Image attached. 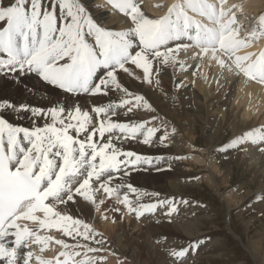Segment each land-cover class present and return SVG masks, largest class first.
Returning <instances> with one entry per match:
<instances>
[{"label": "bare ground", "instance_id": "obj_1", "mask_svg": "<svg viewBox=\"0 0 264 264\" xmlns=\"http://www.w3.org/2000/svg\"><path fill=\"white\" fill-rule=\"evenodd\" d=\"M4 1L0 0L2 6L5 5L3 4ZM24 1L29 2V0H22V2ZM101 1L103 0H74L71 3L82 5L86 9V19L103 31L101 38L104 39L102 36L106 34L113 43L121 44L124 47L125 54L128 56L138 54L136 60L129 64L124 71L128 70L129 72L130 69L135 68L137 73L141 74L142 80H133L130 76L123 75L122 71L115 72L113 76H106L103 79L105 91L102 95H82L84 98L78 97L79 95L76 94L69 95L55 90V88L44 84L28 72H18L28 76V87L32 90L35 88L34 96L39 97L34 98L41 102L45 109L50 105L56 106L54 114L57 117L55 123H50L47 121L38 122L33 119V116H29V118L33 119L30 126L18 122V124L11 122V125L8 122L0 125V128L5 132L8 126L15 130L40 131L43 135L41 144L45 146L48 143L49 147L47 150L52 148L56 154L61 150L56 147L55 141L49 139V137H52L49 130L57 124L68 125L64 118L71 119L74 116L76 119H80L83 117V113L94 117L93 107L96 105H104L103 117H105L106 122L134 124L137 122L138 126L136 128H128L129 138L122 137L123 142L121 143L118 142L117 138H113V141L110 142L108 137L103 140L96 139V141L91 143V146H109V152L116 155L115 159L119 162L121 160L124 161L123 169L119 172L105 173L100 181H95L90 189L74 193L70 202L64 203V205H60L58 202L56 215L51 217L44 216L43 226L36 227L35 230H42V233L51 240V236H47L46 229L48 224L45 222L58 223V226L53 224L56 227L55 236L57 237L61 234L65 236L61 235L60 241L63 240L69 245L76 242L79 248H83V245L87 248H92L95 253L94 256H99L102 264H108L105 259L111 258V260H114L117 255L121 257L127 256L130 260L128 264H161L162 259H160L158 253L148 254L142 245L135 246L140 232L143 231L145 242L149 243L154 251H159V246H161L164 250L169 249V255L180 251L183 252L184 256L178 257L179 260H171L173 264H197L206 249L200 254L196 252L197 246L190 241V238L197 237L196 234L200 233V230L191 226V224L188 225V221L190 223L193 220L200 221L204 216L203 210L205 208L192 203L194 201L189 203L187 198H176L173 193L168 192V189L173 188L177 192H186V189L197 188L201 184L199 182H191L192 178H186V180L182 177L175 178V173H181L178 172L177 166L182 165H172V162L174 159L184 158L185 156L188 159L187 157L191 156L189 154L193 153L195 147L206 146L204 147V151L208 155L206 158L211 160V163H214L210 167L212 172L215 173L217 169H220L223 173L222 183L224 184V189H229L232 186V181L236 179L235 176L239 180L240 172L244 174L243 180L241 178V183L237 185L236 189L234 188L233 193H238L237 195H240V197L247 198L246 203L248 202L250 207L245 209L240 206L238 211L240 214L238 215L245 219H250L247 224L249 225V222H251L252 227L256 225L255 217H258L262 221L261 229L264 232V84L258 85L249 80L246 77V70L242 72L241 69L233 65H225V58L222 52L217 49L209 52L189 47L173 53L166 52L162 57L152 55L151 51H148V53L146 51L140 52L141 45L137 38L121 37L119 32L133 31L135 24L143 26L149 24V22H158L161 16L159 17L155 14H158L159 9L155 10L153 8L152 0H134V4L140 3L141 5L137 13L132 18H128L126 15L115 11L116 7L112 4L114 0H105L104 3ZM205 1L209 4L216 2L215 0L170 1L168 13L172 12L173 17L169 21L176 23L179 27L181 21L185 22L188 20L187 12L196 11L197 6ZM241 1L245 2V7L248 11L250 10L249 7L257 2V0H222V7L229 10L231 7L229 3H236L242 7ZM40 4L47 7L44 1H40ZM32 7L34 10V6ZM23 9L30 11L27 13H31V9L27 6H24V8L22 6L14 11L18 10L21 12ZM72 17H75V12L69 16V18ZM62 18L63 13L60 11L59 17L53 19V24H49L50 27L53 28L55 26L61 29L66 23H73V21L67 22V19L65 22ZM4 24L0 25V29ZM262 25H264L263 22ZM46 26L48 27V25ZM164 26H169L168 22ZM150 28L153 27L150 25L145 26L142 27V30L149 31ZM155 30L152 29V32H155ZM260 30L262 29L260 28ZM97 32H94L96 35L94 39L98 44L100 46L107 44L105 39L102 42L101 40L98 41L100 32L98 30ZM232 33L235 36L241 35L242 37L244 35L237 30L236 33ZM250 35L255 36L254 33ZM67 38V47L79 53L64 57L67 65L70 62L73 63L77 57L81 58L86 53H97L99 51L95 46L82 43L83 37L78 33L75 25L70 28ZM255 39L260 40V38ZM168 45V39L163 38V43L157 50H164ZM147 47H150L148 43ZM92 57L94 64V56ZM239 58L241 56L238 54L231 56L230 63H236ZM106 73V71L103 72V74ZM20 80H23V78H20ZM186 83L195 85V88L192 89V87L185 86ZM46 91L51 92L46 93ZM131 91L135 92V94L131 95ZM42 93L44 95H41ZM193 107H197V109L194 110ZM62 109L66 110L64 114L60 113ZM48 112L53 114L54 111L48 110ZM92 122L95 125L94 119ZM91 131L87 130L84 137ZM92 132L96 133V131ZM199 132L204 135L205 143L201 146L196 142ZM228 135L233 136V145H223L224 147H222L221 144L224 143V139ZM127 143L132 144L131 147L133 149L126 148ZM151 149L161 151L162 156L158 153L156 155L169 164L167 167H170V170L166 169L163 172L169 180L166 184H156V174H153L149 177L151 186L146 188L160 192L166 190V195L158 194L155 191L149 192L145 190L144 192L140 186L142 184L146 185L145 174H141L142 171L134 172L137 166L133 164L134 161L138 164V160L132 157L134 150L137 151L135 154L146 156L144 171H147L148 168L154 170L163 166L162 163L158 166H148L146 160L147 157L152 156L148 154ZM54 153H52L53 156L55 155ZM49 154L51 155V152ZM108 161L109 159L106 158L102 162L105 164ZM201 161L203 162L204 160L199 162ZM125 166H127L126 170ZM119 175L121 177L116 179ZM192 176L189 175L187 177ZM208 178L205 181H209L214 188L221 187L219 179L214 182L211 181L214 177L210 176ZM237 195L233 198L238 199ZM180 199L182 203L179 204ZM133 208L144 209L133 212ZM175 209L182 210L185 216L181 213L176 214ZM64 218L66 219L65 224ZM75 218H78L80 222H77ZM143 223H145L143 227L137 228ZM127 225H129L128 230H126ZM59 228L62 230L60 234L57 230ZM261 235L263 237V233ZM111 239L115 244V250L111 256L108 254L111 247L104 248L95 245L97 242L107 243ZM260 241H253V243L251 241L252 251L259 253L261 248L263 249ZM176 244L179 246L174 248ZM72 247L69 249L73 251L74 247ZM96 248L100 250L95 251L94 249ZM2 249L1 251L6 255V258L1 255L0 264H29L28 260L31 261L33 259V256H29L28 250L25 249H22L20 254L16 255L9 250ZM73 254L76 255L77 253L70 254V260L75 259ZM46 256L51 257L53 255L49 253ZM121 260L120 263L122 262ZM193 261L196 262L193 263ZM52 262V260L48 259L44 262L39 261V264ZM122 264H126L125 258Z\"/></svg>", "mask_w": 264, "mask_h": 264}, {"label": "rangeland", "instance_id": "obj_2", "mask_svg": "<svg viewBox=\"0 0 264 264\" xmlns=\"http://www.w3.org/2000/svg\"><path fill=\"white\" fill-rule=\"evenodd\" d=\"M14 1L15 0H5L3 3L5 5H3V7H2V5L0 4V7L2 9L5 7L4 10L10 9V8L16 10L18 8L14 6L15 4L11 3ZM31 1H36V6H34V10L31 9V13H27L30 11H26V9L21 10V12H19L18 10L17 11L13 10V11L9 12L7 17L5 18L4 22H2V20L0 19V22H2V23H0V25H3L5 23L1 29H3L5 27V25L7 24L6 22L12 16H14V17L19 16L18 18L19 19L21 18V20H25V16H27L28 18H33L34 20H36V22H38L40 24L41 30L44 34L49 32V35H51L53 38L59 40V42L57 44L63 45L62 49L64 51L66 49V52L68 53V55L66 57H68L71 54L75 53V51L72 50V48L69 49L66 45L67 39H68L67 37H68L69 32H70V28L72 27V25H75L78 33L83 37L82 38L83 44L95 46V47H97L98 50L100 49L101 46L94 39V36H96L95 33L97 32V30L100 32L99 36H98L99 37L98 41L101 40V42L104 41L106 36L103 34L102 37H104V39L101 38V34L103 31L100 30L96 25H94L93 23H91L90 21H88L86 19L87 18V16H85L86 9L82 5H79V4L75 5V4L71 3V2H74V0H69V1L68 0H56L55 2H54V0H51L49 5H48L49 0H31ZM31 1L24 3V5H26V6L29 5L31 7L32 6V3H30ZM40 1H44L45 4H47V7L42 6L40 4ZM170 1H175V0H157V1L153 0L152 3L155 5L156 8L154 7V5H153V7L156 10L159 9L158 15L165 13V10H166L165 8H169V6L171 4ZM101 2L104 3L105 0H103ZM9 4L12 6H10ZM19 4L21 5L22 1ZM241 4H242V7H240L236 3H231V7H230V9L235 8L236 11H239L241 13V16H242V25L238 28V32L246 33L247 31H251V29H253V30L256 29L257 32H259L261 34L264 33V25H262V22L264 24V0H257L255 5H252L249 7V9H250L249 11L245 7L244 1H241ZM51 5L53 7L49 8L48 6H51ZM30 7H28V8H30ZM60 11L63 13V18H62L63 21L65 20V22H66V19H67V22L73 21L74 24L72 22L70 24L66 23L65 26L61 29H59L55 26H53V28H51L49 24H53V19L59 17ZM5 12H7V11H3V10L0 11V15L4 14ZM74 12H75V17L69 18V16H71ZM147 12H148V10H147ZM258 21L260 23V28L262 30H260V28H259ZM170 24H172L173 27H178V25L176 23H173L171 21L168 22V25H170ZM248 24L250 25V27ZM44 25H48V27L45 28ZM131 33H133V31H130V32L129 31H122V32H119V35L121 37H132V38L135 37V38H137V36H133L135 34L131 35ZM97 34H98V32H97ZM250 34H252V33L248 34V32H247L244 35H250ZM254 35H255V38L262 39L261 35L259 37L256 34H254ZM151 54H152V51H151ZM152 55L159 56V55H157V51H154V54H152ZM88 57L93 62L92 55H88ZM127 71H122V72L120 71V72L123 75L126 74L128 77L130 76V78H132L133 80H135V79L138 81L142 80V77L140 76L141 74L137 73L135 68L130 69L129 72H127ZM7 75L5 76L7 79L0 75V87H1L0 88V118L6 119L7 121L12 122L13 124L22 123L23 125H27V126H30V123L33 121V119H35V121H38V122L47 121L50 123H55V120L57 117V115L55 116V114H54L56 112V106L54 107V106L50 105V106H47V108L45 109L44 106L41 104V102H39L37 99L34 98V97H39V96H34L35 88H33V90H32L28 87V76H25V74L22 75L20 73L7 74ZM20 78H23V80H20ZM8 80H9V82H8ZM2 85H4V86H2ZM185 86L192 87V89L195 88L194 87L195 85L193 86V84H191V83H186ZM13 89H14V91H12ZM55 90H58V89L55 87ZM47 92H51V91H46V93ZM134 94H135V92L131 91V95H134ZM41 95H44V94L42 93ZM78 97H84V96L79 95ZM69 102H71V101H69ZM94 107H98V108H101L103 110L105 108L104 105L103 106L96 105ZM193 109L196 110L197 107H193ZM48 110H53L54 111L53 114H50L48 112ZM65 111H66L65 109H62L60 111V113L64 114ZM40 112H41V114L38 115ZM10 113H11V116L9 117ZM78 115H80V114H78ZM29 116H33V119L29 118ZM46 116H48V117H46ZM64 120H66L68 125L57 124L56 126H60L63 128H68V127L72 128L74 123L80 119L75 118V120H72V118L71 119H65L64 118ZM7 121H0V125L8 123ZM145 122H143V123L145 125L149 126ZM1 123H3V124H1ZM106 123H107L108 127H112V130H110L109 132H112L113 134L109 133V135H106L105 137H108L110 142L113 141V138L114 139L117 138L119 143L123 142L122 137L129 138V135L127 132L128 128H136V126H138L137 122H136V124H134V123H123V122H120V123L106 122ZM52 126H54V125H52ZM56 126H54V127H56ZM122 126H123V130L121 131L120 128ZM93 127H95L94 124H93ZM10 128H12V127L8 126V128L6 129V132H8V130H10ZM88 130L96 131V133L99 135L96 128H88ZM197 136H198L197 141H196L197 144L200 146L204 145V143H205L204 142V135H202L201 132H199L197 134ZM133 139H134V137H133ZM233 140H234L233 136L231 137L230 135H228L225 137L224 143L221 144V146L224 147L226 145H233V142H234ZM126 141L128 142L127 139H126ZM198 141H200V142L198 143ZM131 146H132V144H130V143L126 144V148H128V149H133ZM221 146H220V148H222ZM204 147H206V146H201V148L195 147L193 149V153L189 154L191 156L188 155L189 156V157H187L188 159H186L185 158L186 156H185L184 158L174 159V161L172 162V165H174V164L175 165H182V166H177L178 172H181V173L180 174L175 173L174 174L175 178H179V177L181 178L182 177L185 180H186V178H192L193 180L191 182H194V183L199 182L201 184H199L197 188L186 189V192H177L173 188L168 189V187H167L168 192L173 193L176 198L177 197L187 198V201L189 203L194 201L192 203L198 204L201 207L203 206L202 208H205V210H203L204 211L203 212L204 213L203 218L205 221L203 220V218L200 220L202 222H200L199 220H197V221L193 220L190 223V221H188V225L191 224V226H194L200 230L199 231L200 233L196 234L197 237L190 238V241L194 242V245L197 246L196 252H198L200 254L201 252L204 251V249H206V252L202 253V255L200 256V259L197 261V264H200L201 262H202V264H264V232L261 229L262 221L259 220L258 217H255L254 221L256 222L255 223L256 225L252 227L251 222H249V225H248L247 221L250 219H247V218L245 219L243 217H240L238 215V214H240L238 211H239L240 206L244 207L245 209H249L250 204L248 202L246 203L247 198H243V196L240 197V195H237L238 193H233L234 190L236 189L237 185H239V183H241V178L243 180L244 174L242 172H240L239 173V180L237 179V176H235L236 179L234 181H232L233 182L232 186H230L229 189H224V187H223L224 184L222 183L223 182V179H222L223 173L221 172L220 169L216 170L217 173L212 172L210 167L213 166L214 163H211L210 162L211 160L206 158V157H208V155H207V152L204 151ZM136 152L137 151L134 150V153H132V157H135L138 160V164L135 167L134 172L142 171L141 174H145L144 178L147 179L146 185L144 186V184H142L140 187L143 188L144 192H145V190H147L149 192L155 191L158 194L166 195V193H165L166 190H164L163 192H160L157 190H148V188H146V187L151 186V182H150L149 177L153 174H156V177H155V179H156L155 183L156 184L157 183L166 184L167 181L169 180L166 178L165 174L163 173L164 171H166V169L170 170L169 169L170 167H167V165H169V164L166 163V161H163V159H161L158 155H156V153H158L159 155L162 156L161 151L156 150V149H151V151H148V154L152 155V156L147 157L146 163L148 164V166L149 167L158 166L160 163H162L163 166L160 168H156L154 170L148 168L147 171H144V162H145L146 156H143V155L138 154V153L135 154ZM200 156H201V159H200ZM202 156H203V159H202ZM194 158H196L198 160H196ZM200 160H204L203 161L204 163L202 161L199 162ZM185 165H187V166H185ZM184 173H185V175H183ZM208 173L209 174L211 173L210 176L214 177V179L212 178L213 180H211V181L215 182L216 179H219V181H220L219 184L221 185V187H218V188L215 187L214 188L210 184L209 181H205L206 178L210 177ZM192 174H194L193 175L194 177L192 176ZM189 175L192 177H187ZM208 179H210V178H208ZM191 182H188V183H191ZM183 183H186V182H183ZM183 190H185V189H183ZM236 195L238 196V199L233 198ZM235 200H237V201H235ZM70 201H71V199L69 201H66L65 203H68ZM180 203H182L181 199L179 201V204ZM144 208H146V207H144ZM144 208H138V209L133 208L132 211L138 212V210L144 209ZM177 209L174 210L176 212V214L181 213L184 215L182 210H177ZM75 219L77 220V222H80L78 220V218H75ZM240 220H242V221H240ZM234 221H235V223H234ZM219 222H220V224H219ZM51 223L54 224L53 222H51ZM65 223H66V219L64 218V224ZM193 223H194V225H193ZM57 224L58 223H55L54 225L58 226ZM54 225H51V226H54ZM144 225H145V223H143L142 225H139V227H137V228L143 227ZM201 226H202V228H201ZM128 227H129V225H127L126 230H128ZM51 228L52 227L48 228V230H49L48 235L51 236V238H52L51 243L53 242L52 243L53 247H51L48 251H45L44 252L45 254L50 253L53 256H56V255H58V256H65V255L69 256L70 254L75 252V253H77L76 255L73 254V256H75V259L73 260L75 264H77V261H78V264H80V263L81 264H86V263L87 264H102L100 262L101 258L99 256H94L95 253L92 251V248H87L85 245H83L84 246L83 248H79V246L76 245L77 243L75 242L74 244H72L74 247V249L72 251L69 249L72 247L71 244L70 245L66 244L65 241H63V240L60 241V239H59L61 237V235L64 236V234H61V235L56 237L54 231H51L52 230ZM57 230H58L59 234L62 232V230H60V228ZM255 232H257V233H255ZM201 233H202V235H201ZM261 233H263V237H262ZM144 237H145L144 232L143 231L140 232V234L138 236V240L136 241L137 244L135 246L138 247L139 245H142V247L146 249V252L148 254L158 253L160 256V259H162L161 264H173L171 262L172 259L179 260L178 257L184 256L182 251L177 252V253L172 254V255H169V253H170L169 249L164 250L163 247H161V246H159V251H156V250L154 251L152 246L149 243L145 242ZM182 239H184V238H182ZM258 240H261L260 242L263 245V249L261 248L259 253H257L256 251H252V246H250L253 243V241L256 242ZM251 241H252V243H251ZM95 245L101 246L104 248L111 247L108 254L111 256V254L114 253L115 244H114L112 239L110 241H107V243L97 242ZM178 246L179 245L176 244L174 246V248H176ZM55 247H58V248H55ZM1 249H2V247L0 248V256L2 255L4 258H6V255L1 251ZM94 250L98 251L100 249L96 248ZM103 252H105V250H103ZM33 258H34V256H33ZM124 258H125V263L128 264L130 260L125 255H124V257L117 255V256H115L114 260L113 259L111 260V258H108L105 260L107 261L108 264H122L124 261ZM86 259H88L90 261V263H88L89 261ZM120 260L122 261L121 263H120ZM30 262L31 261L28 260L29 264H31ZM195 262L193 261V263H195Z\"/></svg>", "mask_w": 264, "mask_h": 264}, {"label": "snow or ice", "instance_id": "obj_3", "mask_svg": "<svg viewBox=\"0 0 264 264\" xmlns=\"http://www.w3.org/2000/svg\"><path fill=\"white\" fill-rule=\"evenodd\" d=\"M4 41L0 38V48H3ZM7 51V49H4ZM53 53H57V61L61 58H64L68 55L63 49H57L55 44H48L45 41H42L35 53L32 54V59L28 61L29 67H32L35 64V67L32 69L33 72L39 71L42 75L52 73V77H55V66H50L48 60Z\"/></svg>", "mask_w": 264, "mask_h": 264}]
</instances>
